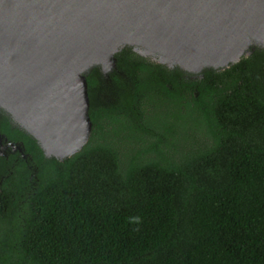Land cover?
<instances>
[{"label":"trees","instance_id":"16d2710c","mask_svg":"<svg viewBox=\"0 0 264 264\" xmlns=\"http://www.w3.org/2000/svg\"><path fill=\"white\" fill-rule=\"evenodd\" d=\"M87 75L62 161L26 132L0 190V264H264V48L195 76L126 47Z\"/></svg>","mask_w":264,"mask_h":264},{"label":"water","instance_id":"95a60500","mask_svg":"<svg viewBox=\"0 0 264 264\" xmlns=\"http://www.w3.org/2000/svg\"><path fill=\"white\" fill-rule=\"evenodd\" d=\"M126 47L195 76L226 69L264 48V0H0V106L45 157H71L92 130L87 75L108 78Z\"/></svg>","mask_w":264,"mask_h":264},{"label":"flooded vegetation","instance_id":"af4514ba","mask_svg":"<svg viewBox=\"0 0 264 264\" xmlns=\"http://www.w3.org/2000/svg\"><path fill=\"white\" fill-rule=\"evenodd\" d=\"M8 124L11 129H19L24 131L13 119L11 114L0 106V190L3 182L11 176L14 171L16 164L19 161L26 163L30 169L29 157L25 150V146L22 140L11 138L6 131L3 130V125ZM25 132V131H24ZM22 143L21 148L17 147V143Z\"/></svg>","mask_w":264,"mask_h":264}]
</instances>
